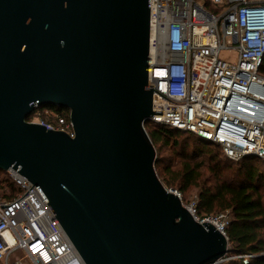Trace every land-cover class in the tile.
<instances>
[{
    "label": "water",
    "instance_id": "water-1",
    "mask_svg": "<svg viewBox=\"0 0 264 264\" xmlns=\"http://www.w3.org/2000/svg\"><path fill=\"white\" fill-rule=\"evenodd\" d=\"M149 5L0 0V171L36 187L84 264H218L225 235L155 171ZM44 107L73 138L26 121Z\"/></svg>",
    "mask_w": 264,
    "mask_h": 264
},
{
    "label": "built area",
    "instance_id": "built-area-1",
    "mask_svg": "<svg viewBox=\"0 0 264 264\" xmlns=\"http://www.w3.org/2000/svg\"><path fill=\"white\" fill-rule=\"evenodd\" d=\"M208 2L150 0L147 86L152 112L162 114L151 123L218 146L232 162L253 155L264 165V0ZM222 49L234 50L236 62L219 59ZM48 110L35 109L26 121L73 138L69 111L66 118L51 110L50 121ZM0 206H8L0 208V264H84L36 187L11 169L0 171ZM185 208L225 235L228 212L200 219L196 200ZM256 257L264 250L238 259Z\"/></svg>",
    "mask_w": 264,
    "mask_h": 264
},
{
    "label": "trees",
    "instance_id": "trees-1",
    "mask_svg": "<svg viewBox=\"0 0 264 264\" xmlns=\"http://www.w3.org/2000/svg\"><path fill=\"white\" fill-rule=\"evenodd\" d=\"M259 75L264 77V58ZM40 109H50L66 118L68 116L65 108ZM144 129L155 149L158 145L168 148L177 159V163L170 162L162 169L161 179L157 174L165 187L176 189L180 194L196 188L197 216H218L228 212L229 223L225 228V237L229 243L228 255L247 256L263 251L264 171L253 159L247 157L232 162L223 155L220 158L215 152L221 153L218 146L190 134L175 132L166 126L147 122ZM206 145L213 146L212 151H205ZM158 166L155 159V168ZM7 186L10 195L16 193L12 185ZM228 264L243 263L237 259ZM247 264H264V257H256Z\"/></svg>",
    "mask_w": 264,
    "mask_h": 264
},
{
    "label": "rangeland",
    "instance_id": "rangeland-1",
    "mask_svg": "<svg viewBox=\"0 0 264 264\" xmlns=\"http://www.w3.org/2000/svg\"><path fill=\"white\" fill-rule=\"evenodd\" d=\"M196 2L199 5H203L205 4L208 7H211L210 3L208 2V0H196ZM211 9V8H209ZM219 59L223 60L224 62L227 63H235L237 60V54L234 50L232 49H222L219 52ZM47 112H49L45 118L47 120L52 121L54 119V115L53 112L49 109ZM213 146L210 145H206L205 146V151H212ZM217 154H219L220 158H222V154L220 152L215 151ZM155 159H156V164H159V166L157 168H155V171L158 175H160V179L163 177L162 175V169L166 166L169 165L170 162H172L173 164L177 163V159L175 158V156H173L172 151L168 148H163L161 146H157L155 149ZM253 161L261 168L262 171H264V165L262 164V162L258 159H253ZM159 162V163H158ZM167 176V175H166ZM204 176H207V173L205 172ZM163 184V183H162ZM164 185V184H163ZM165 187V186H164ZM166 189H169L167 187H165ZM172 190H176V189H172ZM196 192L197 189L196 188H190L189 190H187L186 193H181V202L183 203L184 206H188L189 204H191L193 201L196 200ZM219 216V215H218ZM200 219H206V218H212V217H217L215 215L209 216V217H205L204 215H200L199 216ZM227 259L226 261L220 263V264H228L230 261L232 260H237L238 257L237 256H229L227 255Z\"/></svg>",
    "mask_w": 264,
    "mask_h": 264
}]
</instances>
